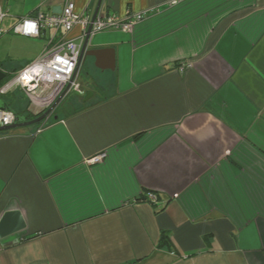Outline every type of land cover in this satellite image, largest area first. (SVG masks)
Listing matches in <instances>:
<instances>
[{
  "label": "crops",
  "instance_id": "obj_1",
  "mask_svg": "<svg viewBox=\"0 0 264 264\" xmlns=\"http://www.w3.org/2000/svg\"><path fill=\"white\" fill-rule=\"evenodd\" d=\"M67 1L88 17L97 3L0 0L4 34ZM142 12L130 32L90 37L101 52L77 81L88 65L104 94L70 91L32 131L0 134V218L26 223L0 239V264H264V0H102L98 13ZM53 35H20L41 42L23 65Z\"/></svg>",
  "mask_w": 264,
  "mask_h": 264
},
{
  "label": "built area",
  "instance_id": "obj_2",
  "mask_svg": "<svg viewBox=\"0 0 264 264\" xmlns=\"http://www.w3.org/2000/svg\"><path fill=\"white\" fill-rule=\"evenodd\" d=\"M6 16L7 13L0 2V37L5 33L1 24ZM146 17L147 12L125 18L112 14L98 13L93 22L91 34L106 30L130 32L138 23L144 21ZM25 20L36 21L38 27L36 35H25L23 33L21 26ZM89 22L90 17L74 13V4L71 1L65 3L59 14H47L39 11L35 16L21 18L12 28L14 33L25 37L39 38L46 30H53L54 35L35 60L18 69L13 78L0 87V95L9 93L15 87L20 90L23 96L29 99L31 104L45 109L52 105L67 84H70L69 92L81 93L80 84L77 81L79 70L77 63ZM18 28L21 30L18 31ZM75 28L79 29L78 35L75 38H69L68 35ZM187 66L189 67L190 65L187 64ZM187 66H181L180 70ZM24 75L29 77L27 83L21 79ZM9 113L11 114L10 116L8 115ZM5 117H8L7 122H5ZM14 120L15 114L12 111L0 110V126L9 125ZM105 158L106 154L100 153L88 159L87 163L98 165ZM148 198L152 201L155 199L152 194H149Z\"/></svg>",
  "mask_w": 264,
  "mask_h": 264
},
{
  "label": "water",
  "instance_id": "obj_3",
  "mask_svg": "<svg viewBox=\"0 0 264 264\" xmlns=\"http://www.w3.org/2000/svg\"><path fill=\"white\" fill-rule=\"evenodd\" d=\"M102 0H97L95 9L93 11L92 16L90 17V22L87 27L86 36L83 41V44L81 46L80 54H79V60L77 63V68L80 66L82 60L88 56H92L95 58L99 57L98 50L90 49L88 47V43L90 40V37L92 36L91 30L93 22L96 19V16L100 10ZM61 12V9L56 12L59 14ZM7 74L3 70L0 69V82L6 78ZM69 86L70 84L65 85L64 89L61 91V93L56 97L54 102L50 107H48L46 110L41 109L39 112L34 114L33 119L27 120L26 117L22 115H16L15 120L13 123L9 125H2L0 126V132L2 131H10L14 129H20V128H27L29 131H32L36 126L40 123L46 120L49 115L53 112V110L59 105L61 100L66 96V94L69 92ZM92 93H86L83 101L86 102L92 98ZM0 110H9V107L6 106L5 101L0 98ZM26 229V223L24 220V217L22 215V212L18 209L14 210H7L5 211L1 218H0V239H5L10 236L19 234L23 232Z\"/></svg>",
  "mask_w": 264,
  "mask_h": 264
},
{
  "label": "rangeland",
  "instance_id": "obj_4",
  "mask_svg": "<svg viewBox=\"0 0 264 264\" xmlns=\"http://www.w3.org/2000/svg\"><path fill=\"white\" fill-rule=\"evenodd\" d=\"M76 14V13H75ZM79 15V14H76ZM11 20L9 17L5 18L1 24L3 28L7 25V22ZM40 40L25 38L15 33H6L0 37V63L3 64L4 69H18L20 68L27 60L31 59L33 52L35 51L37 44L40 46ZM88 73H90V66L83 65L82 70L78 76V82L81 83L82 89L81 93L72 91L70 93V99H76L80 95H86V93L94 94V97L100 96L104 94L107 90V82H104L100 79V81H96L95 87L90 81V77L88 78ZM92 76L96 77L93 73ZM99 79V78H97ZM99 86H102V91H98ZM19 95V96H18ZM8 99V102L11 104V108L16 112L19 110L20 106H24V104L29 103V99L26 96L20 97L17 88H12L7 96L4 97ZM11 99L16 101V103H12ZM78 99V98H77ZM67 102V101H66Z\"/></svg>",
  "mask_w": 264,
  "mask_h": 264
},
{
  "label": "trees",
  "instance_id": "obj_5",
  "mask_svg": "<svg viewBox=\"0 0 264 264\" xmlns=\"http://www.w3.org/2000/svg\"><path fill=\"white\" fill-rule=\"evenodd\" d=\"M2 66H3V65H1V63H0V69L3 70L4 72H6L7 76H6V78H5L4 80H2V81L0 82V87L3 86V85H4L6 82H8L9 80H11V79L13 78L14 74L16 73V71H17L18 69H20L21 67H23L24 65H22V66H21L20 68H18V69H11V70H6V69H4ZM6 95H7V94L0 95V98H2V99L5 101L6 106L9 107V110L12 111V112L15 114V116H16V115H20L18 112H16V111L13 110L12 108H10V106H11L10 103L7 102L6 99L4 98ZM67 95H68V94H66V96H67ZM84 97H85V96H84ZM90 100H91V99H90ZM90 100H88V101H86V102L83 101V103L86 104V103H88ZM46 109H47V108H45L44 110H46ZM51 114H52V113H51ZM6 132H8V131H2V132H0V134L6 133ZM145 198H146V196H143V197H142V199H145ZM42 235H44V234H42V233H34V234L27 235V236H23V237L19 238L18 242H26V241L32 240V239H34V238L41 237ZM161 242H164V243H166V244H170V240L168 239V236L165 235V234L162 235V237H161Z\"/></svg>",
  "mask_w": 264,
  "mask_h": 264
},
{
  "label": "clouds",
  "instance_id": "obj_6",
  "mask_svg": "<svg viewBox=\"0 0 264 264\" xmlns=\"http://www.w3.org/2000/svg\"><path fill=\"white\" fill-rule=\"evenodd\" d=\"M23 33L25 35H36L38 33V27L37 23L34 20H25L23 25L21 26ZM18 31L21 30L20 28L17 29ZM34 71V70H33ZM21 79L27 83L29 77L27 75H24L21 77ZM11 115L10 113L8 114ZM8 117H5V122H7Z\"/></svg>",
  "mask_w": 264,
  "mask_h": 264
},
{
  "label": "flooded vegetation",
  "instance_id": "obj_7",
  "mask_svg": "<svg viewBox=\"0 0 264 264\" xmlns=\"http://www.w3.org/2000/svg\"><path fill=\"white\" fill-rule=\"evenodd\" d=\"M80 91H81V88H80ZM50 115H51V114H50ZM50 115H49V117H50ZM49 117H48L46 120H48ZM33 118H35V117H34V116H29V118H28L27 120H30V119H33ZM46 120H44L43 122H40L38 125L44 123ZM38 125H37V126H38Z\"/></svg>",
  "mask_w": 264,
  "mask_h": 264
}]
</instances>
